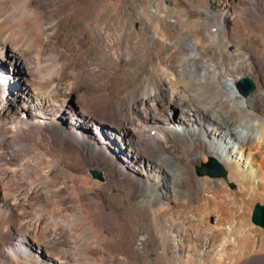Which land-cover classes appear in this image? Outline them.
<instances>
[{"label": "bare ground", "instance_id": "1", "mask_svg": "<svg viewBox=\"0 0 264 264\" xmlns=\"http://www.w3.org/2000/svg\"><path fill=\"white\" fill-rule=\"evenodd\" d=\"M5 55L21 71L0 60V264H264L231 192L224 225L182 216L229 186L196 175L212 158L264 202V0H0Z\"/></svg>", "mask_w": 264, "mask_h": 264}, {"label": "rangeland", "instance_id": "2", "mask_svg": "<svg viewBox=\"0 0 264 264\" xmlns=\"http://www.w3.org/2000/svg\"><path fill=\"white\" fill-rule=\"evenodd\" d=\"M0 60L2 61L3 60V62L4 63H6V65H5V68L7 69V72L9 71V72H16V73H18V71L21 69L19 66H15L14 65V62H13V59L12 58H10L8 55L6 56H3L2 58H0ZM12 62H13V64H12ZM21 71V70H20ZM15 73V74H16ZM0 78L3 80V86H4V91H6L7 93L9 92V93H11V91H12V89L10 90V87L8 86V84L6 83V79L4 78V76H3V74L0 72ZM5 79V80H4ZM242 81H245V80H242ZM250 81V80H249ZM252 82V81H251ZM242 83V82H241ZM253 83V82H252ZM240 83L238 84V88H239V90H240ZM34 89V88H33ZM255 89V86H254V88H253V90ZM241 91V90H240ZM30 110L31 109H27V110H25V111H23V114H22V116H24V115H26V114H29V112H30ZM31 112H32V110H31ZM26 117V116H25ZM3 124V127H1L0 128V145H1V141L2 140H8V142L9 143H11V144H13V140L12 139H14V134L11 132L12 131V129L10 128V127H12L8 122H6V123H2ZM2 126V125H1ZM14 130V129H13ZM9 132V133H8ZM8 134V135H7ZM3 136V137H2ZM3 138V139H2ZM39 144V146H40V143H38ZM1 149H0V152L2 153V154H8V150L5 148H3V147H0ZM118 148H119V150L120 151H122V152H124L125 150H126V146H124V145H118ZM11 149H14L13 148V145H12V148ZM106 151H107V153H108V155L112 158V160L113 161H115L116 163H119V165L120 166H122L123 168V170L124 171H128V168H127V166L126 165H124V163H122V161H124L123 160V158H122V156L120 157V156H116V153H115V151H114V148L112 147V146H108V147H106ZM167 155H169V154H165L164 156L165 157H167V160H168V167H170V169L173 171V173L178 177V179L179 178H182V186H181V188L182 189H193V188H195V183L194 182H192V181H190V180H188L189 178L188 177H190V175H189V171H188V169L184 166V165H181V164H179V163H177L174 159H173V157L172 156H167ZM172 157V158H171ZM212 159H215V161L217 162V165L219 166V167H221L223 170H225L226 171V174L225 175H223V176H216V175H212L211 173H210V171L209 170H211V169H209V164H210V162H211V160ZM212 159H208L207 161H204L203 163H201V164H198L197 166H196V168H195V172H196V175L197 176H199V177H201V178H205L206 176L207 177H210V178H224V179H226V180H228L229 181V186H227V189H225V190H223V191H219L218 192V194L220 193V195H221V193L222 192H224V193H222V196H220V195H216L215 197L216 198H213V199H211L212 201H210V206H211V208L213 209V212H210V210L209 209H207V208H205V206H206V204H205V202H203V201H198V202H195L194 203V205H193V208L192 209H190L191 211H187L186 210V212H183L184 213V215H182L185 219H184V221L188 224V226L189 227H191L192 226V228L191 229H193V230H195V229H197L200 225V227H202V229H209L210 227H214V226H219L220 224L221 225H224L225 224V222L227 221V219H223V218H228L231 214H230V212L228 213V214H226L227 212L225 211V210H227L228 208H230V203L228 202V200L225 198V197H223V194H225V193H228V191H229V193L231 192V195L232 196H234V197H237V199H236V206H237V208H236V206H232V208L234 209V211H235V214L237 213L238 214V217H237V219H239L240 217V219H239V221H240V223H241V219H242V222H243V224L247 227L248 226V228H256V229H258L259 231H264V228H261V227H259V226H257L256 224H254L253 223V221H252V216H253V211H254V207H256V204H258V203H262V204H264V202H262V201H252V200H250L248 197V199L244 196V195H242L243 197L241 198V196H240V194H239V189H240V184H239V182H237V181H232V180H229V178H228V175H229V173H230V171H229V169H227V168H225V166L218 160V159H216V158H212ZM178 164V165H177ZM184 168H183V167ZM178 167V168H177ZM187 169V170H186ZM177 171V172H176ZM91 174H92V176H93V178L94 179H97V180H102L103 179V173H102V171L101 170H92L91 171ZM187 174V175H186ZM186 177V178H185ZM188 180V181H187ZM191 183V184H190ZM181 184V183H180ZM184 185V186H183ZM191 186V187H190ZM115 192H120L118 189H116V188H114L113 189ZM221 190V189H220ZM234 192V193H233ZM237 192V193H236ZM236 194V195H235ZM240 198V199H239ZM243 199H245L244 201L246 202V204H245V202L243 201ZM243 202V203H242ZM250 203V205H249V203ZM200 203H201V205H200ZM253 203H254V205H253ZM216 204H218V206H214V205H216ZM240 204V205H239ZM204 205V206H203ZM229 205V206H228ZM200 206H201V208H200ZM240 206H242V207H240ZM203 207H204V210H203ZM218 207V208H217ZM245 207V208H244ZM246 207H248V208H246ZM180 208V207H179ZM179 208H178V210H179ZM198 208V209H197ZM214 208H216V210L214 209ZM232 208H230L231 210H232ZM241 208V210L242 209H244L243 211L244 212H242V213H240V212H238L237 210L238 209H240ZM250 208V209H249ZM86 209V208H85ZM200 209H202V210H200ZM221 209V210H220ZM237 209V210H236ZM248 211H251V212H248ZM200 210V212H198ZM214 210L216 211V212H214ZM246 210V211H245ZM218 211V212H217ZM225 211V212H224ZM87 212V213H86ZM187 212H188V216L187 215H185V214H187ZM195 212V213H194ZM198 212V213H197ZM207 212V213H206ZM220 212V213H219ZM233 212V211H232ZM231 212V213H232ZM85 215L86 214H88V213H90V211L89 210H85ZM251 213V214H250ZM189 214H191V216L189 215ZM208 214H209V216H208ZM211 214V215H210ZM236 214V215H237ZM245 216H244V215ZM91 215V214H90ZM196 217H195V216ZM226 217H225V216ZM244 217H243V216ZM252 215V216H251ZM181 216V219L183 218ZM194 216V217H193ZM188 217V218H187ZM200 217V218H199ZM202 217V218H201ZM244 219H243V218ZM191 218V219H190ZM196 218V219H195ZM229 219V218H228ZM224 220V221H223ZM226 220V221H225ZM244 220V221H243ZM250 220V221H249ZM202 221H206V222H202ZM190 222V223H189ZM200 223V224H199ZM203 223V224H202ZM224 223V224H223ZM226 223H228V222H226ZM190 224V225H189ZM196 225H198V227L196 228ZM204 225H206V226H204ZM220 225V226H221ZM199 227V228H200ZM205 227V228H204ZM259 227V228H258ZM143 238H146V232L144 231V229H142V233H141V240H143Z\"/></svg>", "mask_w": 264, "mask_h": 264}, {"label": "water", "instance_id": "3", "mask_svg": "<svg viewBox=\"0 0 264 264\" xmlns=\"http://www.w3.org/2000/svg\"><path fill=\"white\" fill-rule=\"evenodd\" d=\"M253 88L254 85L249 80H245L240 84V89L245 95L251 92ZM208 166L209 169H211L209 171L212 175L223 176L226 174V171L217 165L215 159H212ZM252 221L254 224L264 227V205L262 204L256 205L253 211Z\"/></svg>", "mask_w": 264, "mask_h": 264}]
</instances>
